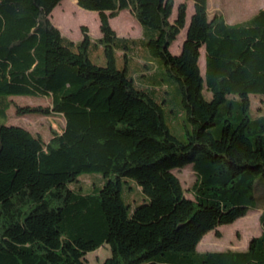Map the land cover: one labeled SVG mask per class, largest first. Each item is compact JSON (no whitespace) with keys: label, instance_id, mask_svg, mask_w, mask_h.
<instances>
[{"label":"trees","instance_id":"trees-1","mask_svg":"<svg viewBox=\"0 0 264 264\" xmlns=\"http://www.w3.org/2000/svg\"><path fill=\"white\" fill-rule=\"evenodd\" d=\"M61 1L0 0V117L14 106L64 121L49 141L0 125V264H88L85 255L106 245L102 264H264V210L262 233L245 250H197L207 233L248 213L256 179L264 180V116L251 113V95H264V7L229 24L209 16L208 0H191L186 38L173 54L186 2L172 17L174 0H79L98 13L101 36L83 26L74 42L51 21ZM124 10L142 40L112 28ZM138 44L178 86L185 140L171 133L156 99L166 86L150 83L152 74L137 86L117 67V52L127 60ZM95 47L103 66L90 58ZM13 97L49 102L22 106ZM186 165L196 177L189 189L173 173ZM90 172L101 173L100 186L84 185L80 176ZM131 182L146 197L134 209L122 196Z\"/></svg>","mask_w":264,"mask_h":264},{"label":"rangeland","instance_id":"rangeland-1","mask_svg":"<svg viewBox=\"0 0 264 264\" xmlns=\"http://www.w3.org/2000/svg\"><path fill=\"white\" fill-rule=\"evenodd\" d=\"M188 0H174L176 7L173 11V16L177 14V6L180 2ZM264 2V0H210L209 15L210 17L216 11H222L226 17L234 20L235 22L249 17L257 9L255 2ZM189 2L187 11V24L193 13V4ZM224 4V5H223ZM188 5V4H187ZM51 21L59 28L61 33L74 42L81 40V28L86 26L89 29L90 36L94 39L100 35V22L98 13L95 11H87L78 6L77 0H63L55 7L51 14ZM111 25L119 33L123 32L130 34L135 40H142L143 33L142 27L138 21L127 12H122L116 18H113ZM62 27V28H61ZM186 32V28L182 30L177 40L172 45V53L174 54L182 34ZM117 33V32H116ZM204 51L202 50V57L200 59L201 66H203ZM147 49L138 44L133 54L128 55L125 60L123 53L117 52V67L119 69H127V73L132 77L137 86L147 85L146 77L152 74L150 83H158L166 87L157 91L156 99L161 102L163 99V107L165 110V120L171 133L181 140L186 139L185 124L186 113L181 106V95L178 90L177 84L168 78L166 71L162 64L154 59L153 63L149 62L150 59L146 57ZM147 60H145V58ZM91 60L100 66L105 65L103 50L101 47L92 48L90 51ZM145 63L150 66L151 70L144 71ZM144 71V72H143ZM204 73V70L202 71ZM146 83V84H145ZM140 84V85H139ZM205 97L209 100L211 94L205 91ZM161 98V99H160ZM14 104L19 105H47L49 100L47 98H31V97H13L11 98ZM251 113L253 117L264 116V95H251ZM15 125L23 127L34 134H40L45 141H49L53 131H59L64 125L63 118L58 115L44 116L41 114H25L19 115L14 106H12L6 117H0V125ZM173 173L176 174L185 189H189L195 181V173L191 165L184 166L183 169H174ZM102 175L98 172L85 173L80 176L84 178L85 186L92 183L96 185L102 184ZM130 190L125 185L122 193L123 199L127 204H130L132 209L141 205L146 200V197L141 190L137 191L138 187ZM84 191H87L84 190ZM186 196L192 198V195L187 191ZM253 196L255 201L249 208L248 213L235 222L229 225L217 227L215 230L207 233L200 241L197 250L199 252L206 251H222L226 249L231 250H245L250 240L253 237L259 236L262 233V226L260 223V215L264 210V180L261 177L256 179L253 188ZM110 256L109 247L103 246L96 251L89 252L85 255L84 259L88 264H102Z\"/></svg>","mask_w":264,"mask_h":264},{"label":"crops","instance_id":"crops-1","mask_svg":"<svg viewBox=\"0 0 264 264\" xmlns=\"http://www.w3.org/2000/svg\"><path fill=\"white\" fill-rule=\"evenodd\" d=\"M188 1H191V0H188ZM187 1V11H188V6H189V2ZM182 2H184V1H182ZM182 2H180V3H182ZM192 2V4H193V12H194V3H193V1H191ZM179 3V4H180ZM256 4H255V7H257V9L254 11V13L253 14H251L249 17H247V18H244V19H241V20H238V21H234V20H232V19H230V18H228V17H226L225 16V14L222 12V11H216V12H214L213 14H212V16L214 15V14H216V13H218V14H221V15H223L224 16V18L226 19V21L229 23V24H236V23H241V22H243V21H246V20H248V19H250L252 16H254L260 9H262L263 7H264V2H255ZM178 4V5H179ZM224 5V4H223ZM175 7H176V4H175V2H174V9H175ZM178 7V6H177ZM209 7H210V0H208V13H209ZM123 13L124 12H127L128 13V17H129V15H131V13L129 12V11H127V10H124V11H122ZM121 12V13H122ZM120 13V14H121ZM192 15H193V13H192ZM210 16V15H209ZM174 17V16H173ZM111 21H112V19L110 20V23H111ZM189 24V23H188ZM188 24H186V32L184 33V34H182V38H181V40H179V44H178V47H177V49H176V51H175V53L174 54H178V53H180V51H181V48H182V45H183V43H184V40H185V38H186V33H187V28H188ZM112 26V25H111ZM62 28V27H61ZM112 28H113V26H112ZM114 29V28H113ZM115 30V29H114ZM116 32H117V35L119 36V37H122V38H127V39H133V37H131V36H129L130 34H126L125 35V33H123V32H118L117 30H115ZM182 32V31H181ZM142 33H143V30H142ZM181 34V33H180ZM179 34V35H180ZM100 36H101V33H100V35L98 36V37H96V38H94V39H97V38H100ZM143 38V37H142ZM173 45V44H172ZM170 50H171V52H172V46L170 47ZM202 50L204 51V54H203V56H204V58H203V66H201V62H200V59H201V57H202ZM200 53H201V55H200V59H199V65H200V68H201V71H203V70H205V50H204V48H202L201 49V51H200ZM149 59V58H148Z\"/></svg>","mask_w":264,"mask_h":264},{"label":"water","instance_id":"water-1","mask_svg":"<svg viewBox=\"0 0 264 264\" xmlns=\"http://www.w3.org/2000/svg\"><path fill=\"white\" fill-rule=\"evenodd\" d=\"M77 1H79V0H77Z\"/></svg>","mask_w":264,"mask_h":264}]
</instances>
